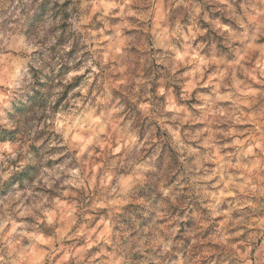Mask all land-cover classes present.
<instances>
[{
  "label": "clouds",
  "instance_id": "clouds-1",
  "mask_svg": "<svg viewBox=\"0 0 264 264\" xmlns=\"http://www.w3.org/2000/svg\"><path fill=\"white\" fill-rule=\"evenodd\" d=\"M0 264H264V0H0Z\"/></svg>",
  "mask_w": 264,
  "mask_h": 264
}]
</instances>
